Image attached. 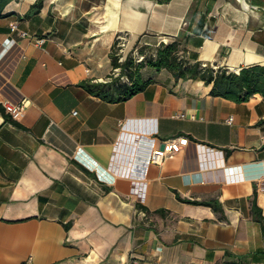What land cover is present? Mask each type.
Instances as JSON below:
<instances>
[{"label":"crops","instance_id":"obj_1","mask_svg":"<svg viewBox=\"0 0 264 264\" xmlns=\"http://www.w3.org/2000/svg\"><path fill=\"white\" fill-rule=\"evenodd\" d=\"M36 1L0 18V104L21 107L20 125L0 113V264H264L261 94L235 102L165 69L122 101L83 86L108 80L116 38L181 36L190 61L264 65V0Z\"/></svg>","mask_w":264,"mask_h":264},{"label":"trees","instance_id":"obj_2","mask_svg":"<svg viewBox=\"0 0 264 264\" xmlns=\"http://www.w3.org/2000/svg\"><path fill=\"white\" fill-rule=\"evenodd\" d=\"M11 0H0V18L7 15L3 13L4 6ZM42 0H37L32 8L40 7ZM120 39L116 38L111 49L112 71L105 81H85L83 86L94 96L103 100L113 102L126 100L136 93L142 91L147 85L153 82L152 73L162 69L169 71L174 79L201 80L206 85H211L210 94L220 96L235 102L247 101L252 95L259 93L264 97V65L254 64L243 66L238 72H234L225 66H213L210 63L201 61H190L185 55L183 38L178 36L171 42H160L156 46L142 45L134 47L132 53L141 57L140 61L132 54H128L119 60L118 49ZM148 48L150 53L145 54ZM143 68L147 70V76L143 75ZM115 69H117L115 71ZM126 76L127 81H120V77ZM0 113L7 121L20 125L5 111L0 104ZM179 199H182L178 196ZM190 203H200L193 200L182 199ZM215 210H220L216 203H209ZM164 209L156 210L160 213ZM254 217L261 221V215L256 204H252Z\"/></svg>","mask_w":264,"mask_h":264},{"label":"built area","instance_id":"obj_3","mask_svg":"<svg viewBox=\"0 0 264 264\" xmlns=\"http://www.w3.org/2000/svg\"><path fill=\"white\" fill-rule=\"evenodd\" d=\"M12 29H15L16 26L12 25ZM21 35H26V32H21ZM35 44L37 45H42L45 41V38H37L34 40ZM123 58L120 56L119 60H122ZM117 69H115L116 71ZM5 111L12 116H15L20 112L21 107L20 106H15L12 104H5ZM77 111H73L72 114L75 115ZM179 117H183L184 114L180 113L177 114ZM191 118H194L192 115ZM232 117L228 118V121H231ZM144 134L151 136L154 134V127L151 128H146L144 129ZM151 138H153L151 136ZM188 138L184 135H178V136H173L169 139L161 141V144L157 147H151L147 156V162L148 163H156L160 164L162 163L166 158L170 157L172 154L175 152L179 151L183 145L186 144ZM162 146V147H161ZM26 264V263H24Z\"/></svg>","mask_w":264,"mask_h":264},{"label":"rangeland","instance_id":"obj_4","mask_svg":"<svg viewBox=\"0 0 264 264\" xmlns=\"http://www.w3.org/2000/svg\"><path fill=\"white\" fill-rule=\"evenodd\" d=\"M133 50V49H132ZM132 50H129V51H126L125 50V47H122L121 49H118V53L120 54V56L122 58H124L125 56H127L128 54H132L135 58H136V61H140L141 60V57L135 53H132ZM150 53L149 49L146 48L145 49V54L148 55ZM118 71V70H117ZM116 71V72H117ZM143 75L147 76V70L145 68H143ZM120 81H127V78L126 76H122L120 77Z\"/></svg>","mask_w":264,"mask_h":264},{"label":"water","instance_id":"obj_5","mask_svg":"<svg viewBox=\"0 0 264 264\" xmlns=\"http://www.w3.org/2000/svg\"><path fill=\"white\" fill-rule=\"evenodd\" d=\"M162 147V146H161Z\"/></svg>","mask_w":264,"mask_h":264}]
</instances>
